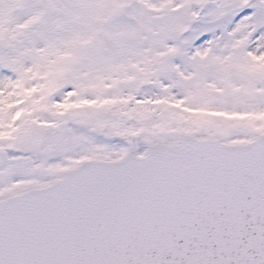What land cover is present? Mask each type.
Segmentation results:
<instances>
[{
  "label": "snow or ice",
  "instance_id": "1",
  "mask_svg": "<svg viewBox=\"0 0 264 264\" xmlns=\"http://www.w3.org/2000/svg\"><path fill=\"white\" fill-rule=\"evenodd\" d=\"M0 264H264V0H0Z\"/></svg>",
  "mask_w": 264,
  "mask_h": 264
}]
</instances>
